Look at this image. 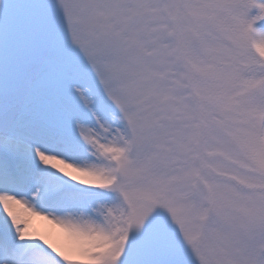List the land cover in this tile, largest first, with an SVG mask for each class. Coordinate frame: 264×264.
I'll return each instance as SVG.
<instances>
[{
    "label": "snow or ice",
    "instance_id": "1",
    "mask_svg": "<svg viewBox=\"0 0 264 264\" xmlns=\"http://www.w3.org/2000/svg\"><path fill=\"white\" fill-rule=\"evenodd\" d=\"M262 21L0 0V264H264Z\"/></svg>",
    "mask_w": 264,
    "mask_h": 264
},
{
    "label": "bare ground",
    "instance_id": "2",
    "mask_svg": "<svg viewBox=\"0 0 264 264\" xmlns=\"http://www.w3.org/2000/svg\"><path fill=\"white\" fill-rule=\"evenodd\" d=\"M40 223H44V224H46L47 222H40ZM51 227V226H50ZM58 231V230H57Z\"/></svg>",
    "mask_w": 264,
    "mask_h": 264
},
{
    "label": "rangeland",
    "instance_id": "3",
    "mask_svg": "<svg viewBox=\"0 0 264 264\" xmlns=\"http://www.w3.org/2000/svg\"><path fill=\"white\" fill-rule=\"evenodd\" d=\"M262 26V25H261Z\"/></svg>",
    "mask_w": 264,
    "mask_h": 264
}]
</instances>
